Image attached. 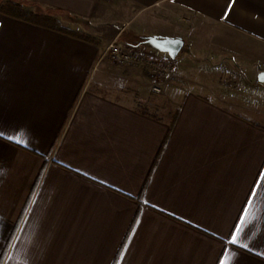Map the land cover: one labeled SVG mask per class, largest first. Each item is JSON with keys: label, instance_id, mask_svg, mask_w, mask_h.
Listing matches in <instances>:
<instances>
[{"label": "crops", "instance_id": "crops-1", "mask_svg": "<svg viewBox=\"0 0 264 264\" xmlns=\"http://www.w3.org/2000/svg\"><path fill=\"white\" fill-rule=\"evenodd\" d=\"M7 2L64 30L0 13L1 264H264V122L215 98L230 67L264 70V0ZM111 3L141 22L92 38ZM150 37L184 55L160 106L144 66L101 57Z\"/></svg>", "mask_w": 264, "mask_h": 264}, {"label": "rangeland", "instance_id": "rangeland-1", "mask_svg": "<svg viewBox=\"0 0 264 264\" xmlns=\"http://www.w3.org/2000/svg\"><path fill=\"white\" fill-rule=\"evenodd\" d=\"M112 4V3H111ZM115 4L113 3L109 8L108 11L104 13L103 18H99V20H95L93 18H86V33H88L89 36L96 37L99 39H103L107 36L108 33L115 32L120 27L125 31H130L134 26H136L138 23L141 22L142 18L138 19L137 21L133 22L130 26L129 22L127 25L123 24V20L120 19L119 15L116 14L115 10ZM125 21V20H124ZM72 27V26H71ZM77 30V28H75ZM149 52H152L153 54L161 55L160 53L155 52L150 47H145ZM194 54V53H193ZM183 51L178 55V57L175 59L178 61L180 58L184 57ZM208 55V54H207ZM217 58V57H216ZM193 59H198V61L195 60L191 61L194 68L193 72H188L193 81H201L203 79H208L210 76L209 74V61L206 59V54H194ZM235 63V60L230 59ZM229 61V62H231ZM238 63V62H237ZM191 67H188L190 69ZM187 69V70H188ZM209 69V70H207ZM249 69V70H248ZM207 70V71H206ZM250 73V74H249ZM174 72L171 74L173 75ZM253 74V68H238V67H230L229 68V76L222 75L223 83L222 90L219 89L218 93L220 92L225 95L217 94L215 98L216 100L223 103L224 105L228 106L229 109L233 112L240 113L247 117H253L254 119H257L261 122H264V85H261L256 81V78ZM209 84V83H208ZM207 84V85H208ZM189 88L197 91H203V89L198 88L195 84H186ZM212 84H209V87ZM152 89V85H151ZM162 92L156 93L152 91V97L155 100V106L161 105V97ZM141 108H145L146 110H149L150 112L154 111V108L152 106L144 107V105H140Z\"/></svg>", "mask_w": 264, "mask_h": 264}, {"label": "built area", "instance_id": "built-area-1", "mask_svg": "<svg viewBox=\"0 0 264 264\" xmlns=\"http://www.w3.org/2000/svg\"><path fill=\"white\" fill-rule=\"evenodd\" d=\"M147 53L143 45H126L114 38L104 49L102 56H107L118 64L142 65L152 76V91L159 93L163 83L175 70L173 60L146 59Z\"/></svg>", "mask_w": 264, "mask_h": 264}, {"label": "trees", "instance_id": "trees-1", "mask_svg": "<svg viewBox=\"0 0 264 264\" xmlns=\"http://www.w3.org/2000/svg\"><path fill=\"white\" fill-rule=\"evenodd\" d=\"M0 13L7 15V16H10V17H13V18L31 21L33 23H42V24L44 23V24H46L48 26H52V27L56 26L58 29L64 30L61 27L60 23H58L56 20H54L50 17H45L42 15L34 14V13L26 10L22 5H20L18 3L7 2L5 4H0ZM80 37L87 39V36H84V35H82ZM175 117H176V115L174 116V119H175ZM172 122H174V120ZM43 173H44V168L41 170V172L38 175V178L35 182L34 188L31 192L30 197H29V201H30V199L33 195V192L35 190V187L38 185ZM29 201H28V203H29ZM28 203H27V205H28ZM24 211H23V214H24ZM23 214H22V216H23ZM22 216H21V219H22ZM20 220H19L18 224L20 223ZM6 251H7V249H6ZM2 261H3V258H1L0 264L2 263Z\"/></svg>", "mask_w": 264, "mask_h": 264}, {"label": "water", "instance_id": "water-1", "mask_svg": "<svg viewBox=\"0 0 264 264\" xmlns=\"http://www.w3.org/2000/svg\"><path fill=\"white\" fill-rule=\"evenodd\" d=\"M147 43L156 51L167 53L168 56L174 60L178 51L182 46V42L179 39H168V38H156L150 37ZM257 81L264 84V70L257 74Z\"/></svg>", "mask_w": 264, "mask_h": 264}, {"label": "snow or ice", "instance_id": "snow-or-ice-1", "mask_svg": "<svg viewBox=\"0 0 264 264\" xmlns=\"http://www.w3.org/2000/svg\"><path fill=\"white\" fill-rule=\"evenodd\" d=\"M236 239H237V237L234 235L233 236V242H236Z\"/></svg>", "mask_w": 264, "mask_h": 264}]
</instances>
